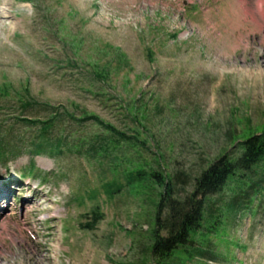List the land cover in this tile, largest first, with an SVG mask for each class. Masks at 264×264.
Instances as JSON below:
<instances>
[{
    "label": "rangeland",
    "instance_id": "obj_1",
    "mask_svg": "<svg viewBox=\"0 0 264 264\" xmlns=\"http://www.w3.org/2000/svg\"><path fill=\"white\" fill-rule=\"evenodd\" d=\"M230 131L264 133V0H0V264H264V184L153 255L154 176L185 199Z\"/></svg>",
    "mask_w": 264,
    "mask_h": 264
},
{
    "label": "trees",
    "instance_id": "obj_2",
    "mask_svg": "<svg viewBox=\"0 0 264 264\" xmlns=\"http://www.w3.org/2000/svg\"><path fill=\"white\" fill-rule=\"evenodd\" d=\"M26 106L30 107L33 104L26 102ZM26 108V109H27ZM56 114L50 121L39 122L40 120H27L30 125H41L42 141L31 143L32 150L37 153L41 150H46V147H62L63 143L57 139L54 144L47 139L52 137V129L54 121L59 117L58 114H66L61 112H53ZM89 119L95 120L104 125L96 117ZM52 122V125L50 124ZM51 125V127H50ZM122 139H127V136L112 128ZM39 139V136L36 137ZM130 139V138H128ZM228 141H232L233 150L226 151L218 157L211 165L204 170L199 177L195 179L194 190L185 199L177 198L179 191L183 190L180 183L186 185L187 176L184 173H177L176 176L164 181L158 174L154 177L161 180L165 186V192L162 196L157 212V229L155 234V242L153 245V255L158 258H165L172 254L180 245L188 244L190 233L192 230L201 228L204 213L208 206L209 198L219 195L216 204L220 203L227 205L229 210L242 211L247 209L253 203V196L257 195V190L264 184V179L255 180L260 170L264 168V133L253 135L243 142H237L234 132L228 133ZM3 146V145H2ZM0 146V162H5L10 156H17L16 150L9 149L5 145ZM61 149V148H60ZM36 170L35 168H32ZM181 179H180V178ZM236 183V192L231 200L226 203L224 189L229 183ZM214 202L212 203V207ZM212 209V208H211ZM100 217H95V222ZM94 222V223H95ZM91 226V224H90ZM162 232H166L167 236L163 237Z\"/></svg>",
    "mask_w": 264,
    "mask_h": 264
},
{
    "label": "bare ground",
    "instance_id": "obj_3",
    "mask_svg": "<svg viewBox=\"0 0 264 264\" xmlns=\"http://www.w3.org/2000/svg\"><path fill=\"white\" fill-rule=\"evenodd\" d=\"M262 9V8H261Z\"/></svg>",
    "mask_w": 264,
    "mask_h": 264
}]
</instances>
